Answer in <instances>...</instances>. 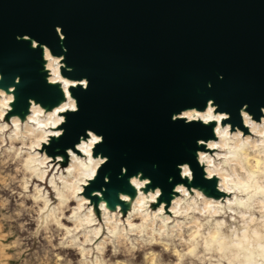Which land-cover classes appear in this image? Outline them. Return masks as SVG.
<instances>
[{"label":"water","instance_id":"water-1","mask_svg":"<svg viewBox=\"0 0 264 264\" xmlns=\"http://www.w3.org/2000/svg\"><path fill=\"white\" fill-rule=\"evenodd\" d=\"M23 35L65 55L73 71L64 76L90 82L87 91L72 90L80 110L47 150L65 153L85 129L103 136L96 154L108 163L91 188H106L107 195L143 173L167 202L181 182L176 165L185 162L196 173L194 184L209 186L194 153L196 140L210 138L212 128L173 123L171 116L203 110L211 99L235 125L243 105L257 119L264 107V0H0V87L17 88L19 110L29 99L42 105L57 100L40 73L42 50L17 42Z\"/></svg>","mask_w":264,"mask_h":264},{"label":"clouds","instance_id":"clouds-1","mask_svg":"<svg viewBox=\"0 0 264 264\" xmlns=\"http://www.w3.org/2000/svg\"><path fill=\"white\" fill-rule=\"evenodd\" d=\"M55 32L63 45L62 28ZM16 40L42 50L46 82L59 86L63 100L49 110L29 99L21 118L13 114L17 88L0 87V264H264V107L257 119L243 105L235 125L211 99L203 110L171 116L173 123L212 128L210 138L196 140L194 155L203 180H215L219 198L193 186L196 173L185 162L176 165L181 182L170 200L137 173L127 181L134 197L117 193L113 210L104 196L108 189L91 192L97 203L86 195L108 163L96 154L103 136L85 129L64 150L66 166L64 156L47 151L65 135L68 116L80 110L72 90L87 91L90 82L63 75L73 71L65 55L28 35ZM20 83L17 76L14 84Z\"/></svg>","mask_w":264,"mask_h":264},{"label":"rangeland","instance_id":"rangeland-1","mask_svg":"<svg viewBox=\"0 0 264 264\" xmlns=\"http://www.w3.org/2000/svg\"><path fill=\"white\" fill-rule=\"evenodd\" d=\"M54 88L57 91V98H56L57 100L55 102H53V103H49V104H46V105L43 104V106L45 108L49 109V110H51L52 107L58 105L63 100V96H62V93L59 90V86H56ZM13 107H14V113L13 114L20 115L21 118H23L24 116L27 115V110H28L29 105L26 106V107H24L21 110H19L18 108H16V105H14ZM53 141H55V140H53ZM49 155H51L53 157H55L56 155L64 156L65 157V163L62 166H66L67 157H66L65 153H58V154H50L49 153ZM185 183H186V181H185ZM193 186H196V185L194 184ZM196 187H199V186H196ZM199 188H201L202 190H204L206 192V194H208L210 196H213V197L219 198V194L215 191V180L212 181L209 186H207V187H199ZM92 191H98V190L92 189L90 187L89 189L86 190V195L90 199H93V203H97L98 201L96 200V198H92L91 197V192ZM119 192H125L126 194L132 195L134 197V192L130 189V187L128 185L126 187H124L123 189L117 191L116 193L112 194V195H107L106 193H104L105 198L109 201L110 205L113 206V210H114L115 204L119 203L118 198H117V193H119ZM153 207H155V206H153ZM124 208H125L124 210H125V213H126L127 206H124Z\"/></svg>","mask_w":264,"mask_h":264},{"label":"bare ground","instance_id":"bare-ground-1","mask_svg":"<svg viewBox=\"0 0 264 264\" xmlns=\"http://www.w3.org/2000/svg\"><path fill=\"white\" fill-rule=\"evenodd\" d=\"M30 46H31V44H30ZM43 63H44V62H43V60H42V62H41L42 69H41L40 73L43 74V76H44V78H45V80H46L47 73L44 72V70H43ZM6 91H7V90H6Z\"/></svg>","mask_w":264,"mask_h":264}]
</instances>
